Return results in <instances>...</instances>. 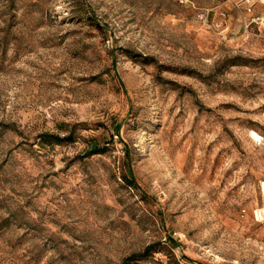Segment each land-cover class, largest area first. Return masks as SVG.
<instances>
[{
  "label": "rangeland",
  "instance_id": "374dc122",
  "mask_svg": "<svg viewBox=\"0 0 264 264\" xmlns=\"http://www.w3.org/2000/svg\"><path fill=\"white\" fill-rule=\"evenodd\" d=\"M263 208L264 0H0V264H264Z\"/></svg>",
  "mask_w": 264,
  "mask_h": 264
},
{
  "label": "trees",
  "instance_id": "16d2710c",
  "mask_svg": "<svg viewBox=\"0 0 264 264\" xmlns=\"http://www.w3.org/2000/svg\"><path fill=\"white\" fill-rule=\"evenodd\" d=\"M40 138L42 140L43 144H46L48 146H52V145H57L60 144L64 141H70L72 140L71 135H68L66 137H58L56 135H52V134H48V133H43L40 135ZM91 154H98L100 153V150L98 149L97 145H94L92 147V149H90ZM123 180L129 185V186H135L134 185V181L131 177V175H124L123 176ZM170 242V241H169ZM155 248L154 245H150L148 247H146L143 252L138 253V254H134L131 255L127 258H125L121 264H130V262H136V261H141L144 260L148 254ZM173 264H177L176 262H173Z\"/></svg>",
  "mask_w": 264,
  "mask_h": 264
},
{
  "label": "built area",
  "instance_id": "2783aa9c",
  "mask_svg": "<svg viewBox=\"0 0 264 264\" xmlns=\"http://www.w3.org/2000/svg\"><path fill=\"white\" fill-rule=\"evenodd\" d=\"M244 1L246 3H248L250 0H244ZM198 19L200 21L204 20L203 19V15H199ZM250 137L258 145L262 144V142H263V137L257 132L251 131L250 132ZM254 216H255V219H256L257 222H261V223L264 222V208L256 210L255 213H254Z\"/></svg>",
  "mask_w": 264,
  "mask_h": 264
}]
</instances>
